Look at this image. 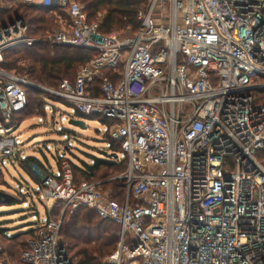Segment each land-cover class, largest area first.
I'll return each instance as SVG.
<instances>
[{"label": "built area", "instance_id": "2783aa9c", "mask_svg": "<svg viewBox=\"0 0 264 264\" xmlns=\"http://www.w3.org/2000/svg\"><path fill=\"white\" fill-rule=\"evenodd\" d=\"M20 2L56 16L50 43L98 54L58 88L0 67V156H17L13 118L32 83L110 121L115 158L128 166L114 178L127 187L119 202L100 183L76 182L63 156L39 195L62 201L61 216L34 226L14 264H73L61 228L82 206L120 227L109 263L264 264V0H146L140 27L125 33L103 32L79 0H0V9ZM28 31L24 20L0 24V63L9 48L40 41Z\"/></svg>", "mask_w": 264, "mask_h": 264}, {"label": "trees", "instance_id": "16d2710c", "mask_svg": "<svg viewBox=\"0 0 264 264\" xmlns=\"http://www.w3.org/2000/svg\"><path fill=\"white\" fill-rule=\"evenodd\" d=\"M82 1L88 5L89 9L83 4L89 17L90 15H95L100 9L107 10L105 19L100 22V29L103 32L126 28L137 30L141 23L139 13L146 6V0ZM18 18L24 20L28 25V35L40 38V41L32 46L18 44L6 50L4 52V61L0 63V67L7 71H15V73L44 87L58 88L64 79L74 80L78 71L88 65L98 54L96 50L90 48L50 43L47 39V34L53 31L52 29L57 26V22L49 9L21 2L8 9H0V24L8 25ZM106 72L114 76L113 70H106ZM116 79L118 80V78ZM99 83V80H97L94 86V94L96 95L100 94ZM26 90L28 104L23 111L16 114L13 118V123L18 125H21L23 121L30 117L45 116L48 113L50 100L66 104L62 98L49 94L45 90L27 86ZM51 110L53 112L57 111L55 106ZM74 117L81 119L98 117L103 123L110 122L106 118L87 115L78 111H76ZM0 119H2L1 112ZM106 134L110 136L108 131ZM110 140H112V151L110 154L104 153L108 155L107 158L92 156V163L82 161L81 164H75L70 161L72 162L76 182L86 179L100 183L98 188L104 192H109L110 199L123 202L127 192L126 185L119 179L106 180L105 177L107 175L100 173V170L106 167L115 170L122 168L123 170L120 173L122 174L128 166L127 158L121 160H116L115 158L121 155V143L113 140L111 136ZM257 157L264 159V148L258 152ZM62 158L64 157L61 155L57 156L58 164H60ZM263 162L261 163L264 165ZM20 164L38 182L40 187L42 181L31 169V165L37 169V172L42 170L45 174L50 173L51 169L34 156L28 157L26 160L21 159ZM98 176H100V180H105H95ZM106 183H113V189L110 191L105 190L103 185ZM37 194L38 196L40 195V190ZM21 201L19 200V202ZM16 202L18 200L13 198L10 204ZM63 209L64 203L58 200L50 210L47 209V217L57 220L60 218ZM36 232L37 228L32 227L14 235H7V230L0 227V246L2 247L0 260H3L5 264L20 263L22 252L29 247L28 241L35 236ZM61 237L63 244H67V255L71 254L72 257H78L76 264H105L104 259L114 255L118 249L120 227L114 222L102 220L93 209L82 206L68 220L65 219L61 228ZM1 252H5L7 255L2 257Z\"/></svg>", "mask_w": 264, "mask_h": 264}, {"label": "rangeland", "instance_id": "374dc122", "mask_svg": "<svg viewBox=\"0 0 264 264\" xmlns=\"http://www.w3.org/2000/svg\"><path fill=\"white\" fill-rule=\"evenodd\" d=\"M80 1L89 9L86 2ZM106 15L107 10L100 9L95 15H90L89 19L92 22H103ZM62 17L65 19V14ZM57 27H60V25L57 24L55 28ZM128 31L129 28L115 29L110 31V33H125ZM105 73L111 76V73L106 71ZM48 93L51 94L50 92ZM53 106L56 107V112L51 110ZM47 112L45 116L26 119L15 131L16 135L21 134V138L17 139L18 153L16 157L4 158L0 156V191L18 200L14 204H10L11 200L5 203L0 201V227L7 230V235H14L17 232L32 228L40 222H45L47 219L46 208L53 205V201H49L47 204L40 199L37 194L40 190V185L23 169L20 164L21 159L26 160L28 157L34 156L51 169H58L57 156L61 155L67 157L75 164H81L82 161L92 163V156L107 158L108 155L104 153L110 154L112 151V140L106 134L108 127L98 117L82 119L86 125L82 128L69 123L71 117L76 113L75 107L69 104L50 100ZM113 144L115 145L114 141ZM259 160L263 162L264 159L260 158ZM31 169L39 178L42 179L45 176L37 172L33 165H31ZM122 170V168L115 170L103 167L100 173L107 175L105 177L106 180H111L117 178ZM105 179L100 180V176H98L95 180L103 181ZM112 184L106 183L103 187L105 190L110 191L113 189ZM19 200L22 201L19 202ZM63 246L65 247V253L68 254L67 244H63ZM1 255L5 257L7 254L1 252ZM67 256L71 263H77L78 257H72L71 254ZM110 257L108 256L104 259L105 264H114L108 262Z\"/></svg>", "mask_w": 264, "mask_h": 264}, {"label": "water", "instance_id": "95a60500", "mask_svg": "<svg viewBox=\"0 0 264 264\" xmlns=\"http://www.w3.org/2000/svg\"><path fill=\"white\" fill-rule=\"evenodd\" d=\"M19 20H22L21 18H18ZM24 25V23H22ZM27 87H32V88H36V89H40V90H45L44 88H42L41 86L37 85V84H32V83H29V84H26ZM69 123L71 125H74V126H80L82 128H84L86 125H85V122L84 120L82 119H77L76 117H71V119L69 120ZM11 199H13V196L9 195V194H6L5 192H2L0 191V201L1 202H9Z\"/></svg>", "mask_w": 264, "mask_h": 264}, {"label": "crops", "instance_id": "0c3cea01", "mask_svg": "<svg viewBox=\"0 0 264 264\" xmlns=\"http://www.w3.org/2000/svg\"><path fill=\"white\" fill-rule=\"evenodd\" d=\"M55 20H56V16H55ZM56 22H57V20H56ZM57 24H58V22H57ZM19 126H20V125H19ZM39 173L42 174V175H43V174L45 175V173H44L42 170H40ZM44 175H43V176H44ZM40 180H42V179L40 178Z\"/></svg>", "mask_w": 264, "mask_h": 264}]
</instances>
